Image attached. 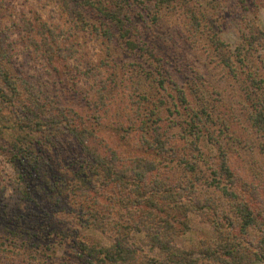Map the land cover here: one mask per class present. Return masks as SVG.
Here are the masks:
<instances>
[{
    "label": "rangeland",
    "instance_id": "obj_1",
    "mask_svg": "<svg viewBox=\"0 0 264 264\" xmlns=\"http://www.w3.org/2000/svg\"><path fill=\"white\" fill-rule=\"evenodd\" d=\"M260 33L264 0H0V74L11 82L0 119L21 118L36 99L43 125L52 126L48 140L37 133L30 159L1 137L0 264H90L74 252L76 242L113 241V233L89 228L91 214L131 224L116 215L118 188L91 175L92 151L114 154L129 174L139 159L151 160L148 184L164 182L177 204H197L185 212L189 229L176 246L215 239L216 220L264 264ZM71 127L86 136L75 138ZM153 139L162 150H146ZM241 199L255 220L244 231L230 205ZM39 227L48 234L41 244L33 238ZM129 243L164 258L144 233L132 230Z\"/></svg>",
    "mask_w": 264,
    "mask_h": 264
},
{
    "label": "trees",
    "instance_id": "obj_2",
    "mask_svg": "<svg viewBox=\"0 0 264 264\" xmlns=\"http://www.w3.org/2000/svg\"><path fill=\"white\" fill-rule=\"evenodd\" d=\"M102 13L108 16V10L102 9ZM260 35L264 36V33H260ZM257 42L260 41L257 40ZM0 75H3V77H0L3 81L1 85L5 84L4 87H0V105H4L8 102L5 92L11 82H9L10 77L7 73ZM9 89L13 90L14 88ZM29 102L32 107H27V112L21 118L3 119V122L0 119V142H3L2 135H7L10 141L7 143L11 151H14L17 157H23V159H30L33 156L34 148L39 143L37 140L42 139L41 136H38L39 139L35 140L38 132L44 133L43 138L47 140L52 132V126H44L40 114L37 112V110L42 111V106L38 105L36 99H31ZM0 118H3L1 113ZM260 121L261 124H264V120ZM68 131L75 138L86 136L87 133L86 130H77L74 127L68 128ZM154 141L155 143L149 142L147 145L146 150L148 152L163 149V145L159 140L155 139ZM80 145L86 147L85 140H82ZM262 150H264V144H262ZM90 157L93 171L90 172L91 175L101 179L106 185L113 183L118 188L121 195L117 199L118 209L116 215L120 218L125 214L131 220V224H124L120 219L102 222L96 218L95 213L91 214L92 221L89 228L92 229L93 227L100 233H113V241L109 246L77 241L78 247L75 246L74 252L80 255L79 259L84 258L90 264H133L136 259L140 260L139 264H214L216 262L220 264H255V262H261L262 254L260 255L253 246L243 244L242 238L232 234L230 229H224L220 226V222L216 220L210 221L214 227L215 239L198 242L199 244L196 247L188 250L176 246L174 244L175 237L181 236L189 229L185 212L191 211L190 206L194 209L197 208V204H177L174 200V190L164 182L154 181L153 184H148L146 175L156 167L151 160L145 157L131 165L132 174H129L126 169L116 167L114 162L116 156L114 154L107 157L92 151ZM141 166H145L148 170L141 169ZM185 167L191 172L194 171V168L188 162H185ZM221 167L223 172L232 178L227 166L222 164ZM229 185L234 187L235 180L233 178ZM239 191L243 193V190L239 189ZM228 193L232 197L236 196L234 192ZM248 203L243 199L237 204L230 203L231 207L235 209L236 216L239 214L241 217V231H244L255 221L254 212L250 209ZM210 210L215 213L212 209ZM173 211L184 219L176 221L175 217L172 216ZM159 214L165 216L164 224L163 220L159 219ZM21 216L23 215L20 214ZM135 216L139 217L138 221H135ZM169 218L173 220L174 224L169 222ZM220 220L222 221V218ZM132 230L144 233L150 243V248L157 249L159 253L163 254L164 258L153 259L144 254L142 255L137 246L135 247L129 243ZM34 235L33 238L41 244L47 240L48 234L44 228L39 227L38 230L34 231ZM76 257L78 259V256Z\"/></svg>",
    "mask_w": 264,
    "mask_h": 264
}]
</instances>
